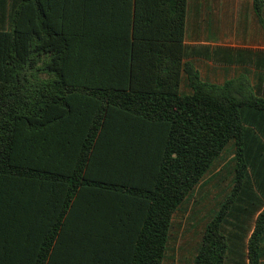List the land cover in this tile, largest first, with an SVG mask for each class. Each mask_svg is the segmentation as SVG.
<instances>
[{
	"label": "trees",
	"instance_id": "1",
	"mask_svg": "<svg viewBox=\"0 0 264 264\" xmlns=\"http://www.w3.org/2000/svg\"><path fill=\"white\" fill-rule=\"evenodd\" d=\"M253 1L261 19L264 0ZM187 2L101 0L104 8L120 6L125 17L117 27L125 36L128 71L110 79L73 76L67 67L73 42L105 36L106 27L90 28L83 20L60 26L46 0H19L9 29L0 30V182L33 171L24 158L29 132L84 116L63 212L83 181L105 190L97 199L136 226L121 236L124 264H164L175 214L232 147L233 185L207 223L193 264H263L264 97L246 76L218 85L183 63ZM184 75L187 93L181 90ZM110 127L134 134L129 147L100 151ZM93 167L97 179L88 180ZM55 235L41 237L33 264H46ZM97 254V264H107V250Z\"/></svg>",
	"mask_w": 264,
	"mask_h": 264
},
{
	"label": "crops",
	"instance_id": "2",
	"mask_svg": "<svg viewBox=\"0 0 264 264\" xmlns=\"http://www.w3.org/2000/svg\"><path fill=\"white\" fill-rule=\"evenodd\" d=\"M46 2L57 25L75 26L83 20L90 28L106 27L105 36L73 42L67 66L71 75L126 76L125 36L117 27L125 19L120 6L104 8L101 0H88L84 7L81 0ZM18 3L0 0V30L9 29ZM184 47L183 63L193 65L203 81L223 85L246 76L255 93L264 97V9L260 19L253 0H188ZM181 90L189 92L185 75ZM114 119L123 123L122 116ZM85 120L67 116L25 137V164L33 171L26 178L0 182V264H33L41 237L48 231L56 235L46 264H97V252L104 249L107 264H124L122 250L127 242L121 236L134 233L136 226L129 216L107 210L104 200L97 199L105 190L83 181L63 212L71 187L66 178L85 135L81 125ZM103 135L99 149L105 153L129 147L127 141L134 134L110 127ZM143 137L140 131V149L146 147ZM96 173L94 167L89 169L88 180L97 179Z\"/></svg>",
	"mask_w": 264,
	"mask_h": 264
},
{
	"label": "rangeland",
	"instance_id": "3",
	"mask_svg": "<svg viewBox=\"0 0 264 264\" xmlns=\"http://www.w3.org/2000/svg\"><path fill=\"white\" fill-rule=\"evenodd\" d=\"M234 151L228 147L173 218L164 264H193L207 223L233 185ZM254 220L248 222V235ZM264 264V259H263Z\"/></svg>",
	"mask_w": 264,
	"mask_h": 264
}]
</instances>
